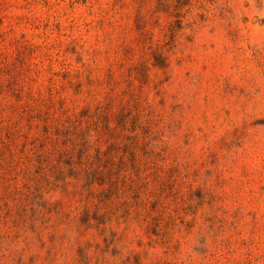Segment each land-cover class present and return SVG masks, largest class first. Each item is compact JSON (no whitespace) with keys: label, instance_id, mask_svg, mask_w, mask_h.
Returning a JSON list of instances; mask_svg holds the SVG:
<instances>
[{"label":"rangeland","instance_id":"1","mask_svg":"<svg viewBox=\"0 0 264 264\" xmlns=\"http://www.w3.org/2000/svg\"><path fill=\"white\" fill-rule=\"evenodd\" d=\"M0 264H264V0H0Z\"/></svg>","mask_w":264,"mask_h":264},{"label":"trees","instance_id":"2","mask_svg":"<svg viewBox=\"0 0 264 264\" xmlns=\"http://www.w3.org/2000/svg\"><path fill=\"white\" fill-rule=\"evenodd\" d=\"M87 110H88L87 108H86V110H84L85 111L84 114L86 116H88ZM84 114H82V115H84ZM68 119H69V116H65V119H63L60 122L59 126H56V129H55V133H56L55 137L56 138L53 140V142H58V143H62V144L71 142V144L69 145L70 146L69 148L67 146L62 147L57 151L56 161L54 162V164H56L57 166L60 164H65L68 166V168L57 169L56 171H54L52 173L53 175H51V177H53L52 181L54 183H64V179L67 175H75V174L78 175V171L85 170L84 185L86 187H89L90 184L93 181H95V179L97 178L94 176L95 173H94L93 168H91L92 160L90 159V160H88V162L84 161V163H83V162H81L80 158L82 156H86V158H90L89 154L87 153L88 149H89V145H88L87 141H89V138H90V132L92 130L91 125L89 124L87 127H85L82 130L75 128V130H76L75 133L70 132V128H73V127H71L70 125H68L66 123L68 121ZM69 122L72 125H74V123H75L74 120L69 121ZM107 134L110 137L111 132L110 133L107 132ZM73 138H75V139L73 140ZM76 141H79V143L75 144ZM109 148H110V146H109ZM76 159H77V161H76ZM76 164H79V166H82V167L75 169L74 165H76ZM97 179L103 183L108 182L107 188L108 187L111 188L112 183H111L110 179L106 176V174L104 175V177L97 178ZM87 190L88 191L86 193V197L89 198L93 195V192H92V190H89V189H87ZM108 191H109V189H108ZM108 194H109L108 192H105L104 195L106 196V198H104V197L103 198L107 199Z\"/></svg>","mask_w":264,"mask_h":264}]
</instances>
